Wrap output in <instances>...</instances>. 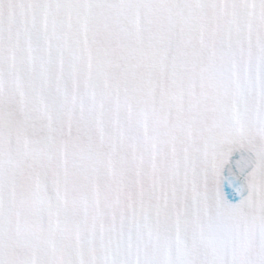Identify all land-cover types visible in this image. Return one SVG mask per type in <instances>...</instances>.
<instances>
[{"label":"snow or ice","instance_id":"1","mask_svg":"<svg viewBox=\"0 0 264 264\" xmlns=\"http://www.w3.org/2000/svg\"><path fill=\"white\" fill-rule=\"evenodd\" d=\"M0 264H264V0H0Z\"/></svg>","mask_w":264,"mask_h":264}]
</instances>
